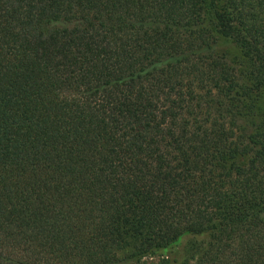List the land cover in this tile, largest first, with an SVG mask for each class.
<instances>
[{"label": "trees", "instance_id": "trees-1", "mask_svg": "<svg viewBox=\"0 0 264 264\" xmlns=\"http://www.w3.org/2000/svg\"><path fill=\"white\" fill-rule=\"evenodd\" d=\"M263 96L264 0H0V264H264Z\"/></svg>", "mask_w": 264, "mask_h": 264}, {"label": "rangeland", "instance_id": "rangeland-1", "mask_svg": "<svg viewBox=\"0 0 264 264\" xmlns=\"http://www.w3.org/2000/svg\"><path fill=\"white\" fill-rule=\"evenodd\" d=\"M222 50L226 53H228L229 55H235V51L233 50V48L227 44H223L222 45ZM259 112L264 113V96H263V101L259 102Z\"/></svg>", "mask_w": 264, "mask_h": 264}]
</instances>
